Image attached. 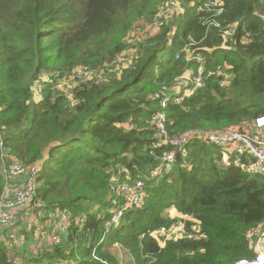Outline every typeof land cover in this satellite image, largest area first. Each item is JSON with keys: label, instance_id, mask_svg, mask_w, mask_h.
Instances as JSON below:
<instances>
[{"label": "trees", "instance_id": "16d2710c", "mask_svg": "<svg viewBox=\"0 0 264 264\" xmlns=\"http://www.w3.org/2000/svg\"><path fill=\"white\" fill-rule=\"evenodd\" d=\"M165 0H0V130L6 149L23 163H40L36 201L45 209H68L86 216L67 240L25 264L60 260L72 264H109L117 254L98 242L104 232L109 183L120 168L132 178L145 177L169 146H160L152 116L155 93L172 89L195 61L176 59L186 39L200 42L206 58L201 88L182 104L166 110L168 130L220 129L264 114V0H227L218 19L238 23L233 38L202 23L204 14L181 0L185 15L164 26L142 45L140 58L119 78L73 88L71 98L43 83L33 97L40 73L70 76L77 67L108 72L126 50V38L143 18L150 19ZM173 39L171 47L169 39ZM218 66L232 76L209 75ZM177 155L171 174L147 186L144 204L124 214L109 236L134 264H235L252 256L250 232L264 224V179L241 166L220 165L221 150L201 141ZM185 165V166H183ZM5 180L0 166V199ZM188 214L201 234L197 239L164 242L154 235L176 221L170 212ZM189 223V224H191ZM0 242V264H12Z\"/></svg>", "mask_w": 264, "mask_h": 264}, {"label": "built area", "instance_id": "2783aa9c", "mask_svg": "<svg viewBox=\"0 0 264 264\" xmlns=\"http://www.w3.org/2000/svg\"><path fill=\"white\" fill-rule=\"evenodd\" d=\"M226 1L196 0L190 5L197 7V10L204 14L203 25L216 28L224 38L229 39L236 34L238 23L223 25L218 19L225 11ZM185 13L186 7L181 0H165L152 18L140 20L125 40L126 47H129L128 52L122 56V61L128 68L140 58L141 45L148 38L155 36L164 26L182 18ZM257 15L264 20V13L258 12ZM199 43L189 36L181 51L176 54L178 60L185 58L187 62L195 61L196 67L186 68L172 89H166L151 96L161 107L153 114L151 120L156 128L158 144L169 146L170 149L161 157L160 164L147 176L132 178L127 169L120 168L117 175L110 180L107 198L109 205L104 213L98 214L99 219L105 218L104 232L98 242L106 252H110L107 250L109 236L124 214L130 210L142 208L147 186H157L163 178L171 174L176 165L177 155L181 153L185 156V147L195 140L218 147L222 152L220 165L223 167L236 164L241 166L243 171L264 179V114L237 126L220 129H189L176 136L170 135L165 110L171 104H182L185 97L193 95L204 84L206 58L198 52ZM172 44L173 39L170 38L168 46L171 47ZM131 45L133 47H130ZM107 68L108 72L103 74L104 71L99 69L77 67L70 76H63L59 71L43 70L35 81L34 88L37 87V93H33V97L35 100L40 99L43 83H54V89L62 92V86L70 81L76 82V85L105 82L107 76L117 73V68L113 67L114 70H111L110 65ZM209 75L224 76L223 84L225 85H228L232 78L222 66L209 72ZM0 166L1 175L5 180L4 194L0 199V234L12 228L23 210L33 211L32 228L43 241L47 242L50 249L62 245L67 240L74 224L83 230L86 222L85 215L74 216L68 209L61 208L48 211L43 203L36 201L41 164H26L12 156L4 145L1 130ZM174 219L176 221L170 227H162L153 233L162 238L161 247L166 241L201 237L198 226L196 224L192 226L191 222L196 221L191 215L180 213ZM250 238L252 256L242 258L235 264H264V224L254 229ZM92 256L102 264H109L108 261L99 257L96 248H93ZM117 260L119 264H123L120 257L117 256ZM38 264H72V262L60 260L50 263L44 260Z\"/></svg>", "mask_w": 264, "mask_h": 264}, {"label": "crops", "instance_id": "0c3cea01", "mask_svg": "<svg viewBox=\"0 0 264 264\" xmlns=\"http://www.w3.org/2000/svg\"><path fill=\"white\" fill-rule=\"evenodd\" d=\"M170 213L174 218L178 215L176 211ZM31 221L33 222V211L23 210L12 228L0 234V242L7 245L12 264H25L30 258L41 257L49 248L47 242L32 228Z\"/></svg>", "mask_w": 264, "mask_h": 264}, {"label": "rangeland", "instance_id": "374dc122", "mask_svg": "<svg viewBox=\"0 0 264 264\" xmlns=\"http://www.w3.org/2000/svg\"><path fill=\"white\" fill-rule=\"evenodd\" d=\"M172 24H175V21L172 22ZM172 24H169V25H172ZM128 47L129 46H127L124 53L122 55H120V57H119L120 59L118 58V60L114 64L110 65L111 70H114L113 67L117 68V73H114L117 76V78L121 77L128 70V66L126 65V63H124L122 61V59H123L122 56H124L128 52V50H127ZM130 47H133V45H131ZM107 77H109V76H107ZM43 81H46V80L43 79ZM75 86H76V82L70 81L66 85L62 86V92L66 93V95H68L71 98L72 91H73V88ZM34 93L35 94L37 93V87L34 88ZM178 214H180V213H178ZM170 217L174 218L171 214H170ZM253 231H251L250 234H252ZM107 250H109L111 253L113 252L114 254H117V256L120 257V260H122L123 264H134L129 251L127 249H125L122 245H120L119 243L107 245ZM14 252H15V250H14ZM11 254H13V253H11Z\"/></svg>", "mask_w": 264, "mask_h": 264}]
</instances>
